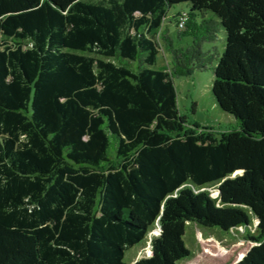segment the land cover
I'll use <instances>...</instances> for the list:
<instances>
[{"label": "trees", "instance_id": "1", "mask_svg": "<svg viewBox=\"0 0 264 264\" xmlns=\"http://www.w3.org/2000/svg\"><path fill=\"white\" fill-rule=\"evenodd\" d=\"M213 64L219 137L175 85ZM188 223L264 264V0H0V264H128L157 226L133 264H181Z\"/></svg>", "mask_w": 264, "mask_h": 264}, {"label": "rangeland", "instance_id": "2", "mask_svg": "<svg viewBox=\"0 0 264 264\" xmlns=\"http://www.w3.org/2000/svg\"><path fill=\"white\" fill-rule=\"evenodd\" d=\"M188 10L187 3L176 4L169 9L168 17ZM169 27L175 46H186L190 43L189 37H178V28L175 22H171ZM218 36L216 41L205 42L203 47L204 50H215L213 48L215 46L218 56H220L224 51L226 37L222 26H220ZM166 59L171 60V55L160 52L159 63H167ZM216 62L217 59L214 64ZM214 64L206 70H196L189 76L175 77V85L180 113L187 116L195 130L209 129L219 137L222 131L237 128L238 123L233 115L224 112L219 107L212 93ZM210 190L215 196L216 190ZM157 232L158 226L149 232L145 244L136 245L126 251L125 260L128 264H133L138 259L149 256L152 246L151 239ZM238 234L239 232L237 235H232L220 227L204 229L196 223H188L184 239L192 254L183 259L181 264H236L251 247L249 241Z\"/></svg>", "mask_w": 264, "mask_h": 264}, {"label": "water", "instance_id": "3", "mask_svg": "<svg viewBox=\"0 0 264 264\" xmlns=\"http://www.w3.org/2000/svg\"><path fill=\"white\" fill-rule=\"evenodd\" d=\"M258 223V220L257 219H255V225ZM159 228V230H160V227H158Z\"/></svg>", "mask_w": 264, "mask_h": 264}]
</instances>
